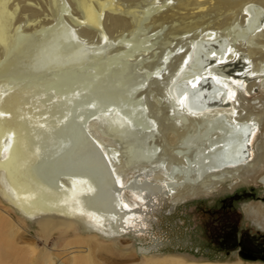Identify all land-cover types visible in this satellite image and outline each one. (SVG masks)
<instances>
[{
  "label": "bare ground",
  "instance_id": "1",
  "mask_svg": "<svg viewBox=\"0 0 264 264\" xmlns=\"http://www.w3.org/2000/svg\"><path fill=\"white\" fill-rule=\"evenodd\" d=\"M63 2L69 15L58 0H0V6L4 3L6 14L13 18L10 24L9 17L0 11V24L10 33L6 45H2L5 42L0 35V48H4L0 49L1 60L2 54L7 58L16 46L28 43L15 36L23 31L26 39L35 36L34 43L48 40L51 34H55L71 50L66 49L67 55L73 53L74 58L86 56L94 60L101 58L106 63L103 72L98 74L89 62L86 65L83 61L80 65H69L72 69L52 74L50 77L58 84L53 96H50V103L42 99L48 90L43 81L0 82V196L17 214L29 221H36L43 234L65 224L64 227H76L81 233L91 234L89 237L92 238L101 235L114 239L113 236L125 233L124 229L118 230V224L125 215L133 213L131 208L136 206L130 196H121V191L125 189L133 192L128 183L124 185L130 173L156 180L170 194H178L174 200L178 202L184 200L185 196H195L203 191L213 192L237 178L243 170L259 168L262 161H249L252 154L250 140L255 131H261L264 126V98L256 94L264 86V81L255 80L264 75V24L247 40L231 36L238 23L243 25L241 31H247L253 20L264 17V0ZM139 36L144 38L143 46L136 49L132 43ZM225 37L231 38L229 47L227 44L224 45L226 47L219 45L222 49L216 55L215 64L232 63L238 53H242L244 57L246 55L248 67L240 78L254 76L253 80L237 86L231 78L214 79L207 67L212 63L209 60L212 52H207L201 60L198 58L199 46H195V60H192L204 62L206 73L196 77L193 82L178 76L174 84L177 85L178 94L174 91V85L168 92L167 86L188 60L192 38L218 43ZM224 48L228 50L225 52ZM112 62L116 63L114 67L111 66ZM120 63L129 65L122 70ZM128 68H133L135 75L131 76L132 70ZM127 71L129 75H126ZM121 74L125 75L124 86L116 87L120 89L118 93L115 91L117 89H106L109 94L106 100L110 102L100 105L98 110H95L94 95L85 97L88 101L84 103L77 101L78 94L75 100L67 98V95L71 96V89L77 93L83 89L91 93L96 83L104 85L107 75ZM205 75L212 77L219 87L208 95H215L225 106L193 111L188 104L190 100L186 98L187 89L180 84V78L193 87L197 78ZM65 77L74 80L69 88L62 87L61 80ZM98 77L100 80H96ZM31 88L37 92L34 96V114H29L24 106L21 112L16 111L14 106L17 103L20 107L25 105ZM66 88L69 91L65 96ZM244 95L254 96L256 102L262 103L258 114L249 112V107H245ZM83 105L86 108L81 109ZM220 120L233 126L231 135L238 138L246 136L247 155L237 163L213 161V155H218L227 147L224 133L212 126ZM24 123L34 129L46 127V131L35 133V137L45 139L40 147L26 144L20 131ZM66 124L74 127L70 125L66 133H60L59 127ZM262 143H258V152L262 150ZM239 144L242 145V142ZM70 146L74 148L72 154L69 153ZM58 147L63 148L56 150ZM52 149L56 150L54 153L60 151L63 157L59 159L51 154ZM66 153L68 155L64 157ZM237 155H240V149L235 157ZM48 157L52 159L48 161ZM198 157L202 161L197 162ZM38 170L45 172L46 179L37 174ZM80 178L85 179L93 189L85 196L86 205L83 207L79 194L84 191L88 193L90 186L74 181ZM55 180L61 182L57 184ZM49 184L61 191L53 193L46 188ZM146 185L160 188L148 182ZM246 212L248 215L254 214L252 208ZM4 222L2 220V226ZM6 235L15 240L12 229ZM70 243L66 242L61 253H66ZM136 251L148 253V249L141 246L136 247ZM48 252L47 263L56 264L54 259H57L58 252ZM144 264L182 262L167 257Z\"/></svg>",
  "mask_w": 264,
  "mask_h": 264
},
{
  "label": "rangeland",
  "instance_id": "2",
  "mask_svg": "<svg viewBox=\"0 0 264 264\" xmlns=\"http://www.w3.org/2000/svg\"><path fill=\"white\" fill-rule=\"evenodd\" d=\"M58 1L61 7L63 8V10L66 11V14H68L69 10L67 9V7H65L66 5L63 2L64 0H58ZM0 8H1L0 11L4 12V14L8 16V14H6L7 10L5 9L4 3H1ZM8 17L10 19V24H12L13 18L12 17L10 18V15ZM60 22L63 25H65L64 21L61 18H60ZM252 23L253 26L252 25L250 26L251 30L249 28L247 31H241L243 25L238 23V28L236 27L231 38L234 37L237 38L238 40L239 39L247 40L251 38L260 30V28L264 24V17L261 18L259 17L258 19L253 20ZM0 28H1L0 29L1 39L4 40L5 42L3 43L1 41L2 45L3 44L6 45L7 36L8 34H10L9 30L3 29V24H0ZM24 35L25 33L22 31L21 33H17V35L15 36L17 38H20L21 39L20 41L25 40L28 43L16 46L14 51H12L11 54L7 56V58H5V56L2 54V60L0 58V82L2 81H17L18 83L28 82V81L30 82L38 81L41 83L45 82L48 90L46 91L47 93L45 94V96H42L43 97L42 99L43 100L46 99L48 101L46 103H50L51 101L50 96H53L54 91H56L55 86L58 84L57 80L53 82L52 78L50 77L52 74L54 73L57 74L62 70L72 69L73 67H70L69 65H74V64L80 65L82 61L86 65H88L87 63L89 62V65L96 70L95 73L97 74L103 72L104 70L106 63L100 60L101 58L94 60L93 58H86V56L82 58L80 57L74 58L73 57L74 55H72L73 53L71 54L68 53L67 55L66 49L68 51L71 50H69L68 47L65 46V44L57 36H55V34H51L48 40L45 41H43V39L38 41L36 40L37 43H34L35 36L32 35L33 37L29 36L28 39H26ZM11 38L12 35H10L9 39ZM225 38L227 40V47H229V42L231 38L230 39L227 37ZM143 39H144L143 36H139L132 43V46L136 49L142 48ZM198 41L199 39L197 40L196 39L193 40V38L191 39V44H192V45L190 44L191 50L194 49L193 47L197 46L196 42ZM218 48L222 49V46H219L218 44ZM0 49L4 50V48H0ZM198 49H199L198 58L201 59L202 57L203 58L206 57L205 54L207 52L202 51L204 50V48L202 49V47H198ZM227 50L228 48H226V50L224 48L225 52ZM5 55L7 54L5 53ZM194 55H195V51L193 52L192 55L191 54L188 55L187 61L192 59L195 60ZM212 55H213L212 53L209 54L210 57H212ZM245 57H244V63L246 68L248 67V63H247L248 61ZM93 62L95 64H93ZM120 64H119L121 67L120 69L122 70H124V68L127 69L129 65L128 64L125 66L123 65V63ZM113 65L115 66L116 63L112 62L111 66ZM125 73L126 75L127 74L129 75V71ZM133 74H134V70H132L131 76ZM177 75L175 74L174 78L172 79L173 81L169 83V85L167 86L169 93L172 86L176 83V79L178 77ZM124 76L125 75L123 74H121L120 76L107 75V78L104 80L105 81L104 85L99 86L98 83H96L91 93H89L88 90H84V89L80 90L77 93L71 89V96L69 95V97L67 95L68 94L67 92L69 91L67 90V88H69L74 83V80L71 81L69 78L65 77L64 79L62 78L61 80L63 84L62 87L63 88L67 87L63 95L65 96L67 95V98L69 100L70 99L75 100L74 98H76L75 96L76 94H78L77 101L81 103L86 102L87 99L85 97H88L89 95H91L92 97L94 95L96 97L95 110H98L99 109L98 107L100 105L108 104L107 102H110V100H106L108 99L107 95H109L106 89L107 90L111 89L112 91H114V89H117L116 87L122 86L121 84L126 82ZM195 78L191 79L190 82H193ZM250 79L253 80L254 76H247L245 78H240V79H232V81H234L237 84V86L239 85L243 86L247 84L250 81ZM257 79L264 81V75H261L259 78H255V80ZM96 80H100V78L98 77V79L96 78ZM116 83L118 84L116 85ZM119 90L120 89H117L115 91H117L118 93ZM36 94H37L36 90L34 88H31V93L28 94L29 99L27 100L26 103H24L25 105H21L20 107V105L17 103L16 106H14V109L16 111L21 112L22 106H24L28 108L29 114H34L35 112L34 96ZM42 94L43 93L41 91V95ZM256 94L259 95L258 96L259 98L261 97L264 98V86H262V88H260V90L257 91ZM103 95L104 98L102 97ZM243 100L245 107L246 108L249 107L248 108L249 112L256 114L259 113L260 109L262 108V103L259 104L258 101L256 102L254 96L244 95ZM83 106L80 108L81 109L86 108L85 105ZM27 108L25 109L27 110ZM24 124L23 126H21V129L20 128L19 129L25 138L24 140L26 144H29L30 147H37V146L40 147V145L43 144L45 139H40V137H35L36 136L35 133L40 131L42 132L43 130L46 131V127L45 128L38 127L34 129L29 125H26V123ZM70 125L66 124L65 126L66 128L64 126L59 127L58 129L60 130L59 132L66 133L67 130H69L71 127H74V125H71V127ZM262 127L263 128H261V131L260 129L258 131H255V133L253 134L250 140L252 154H251V160L249 162L255 163L257 160L262 161V164L259 166L258 169L243 170L238 174L237 178L229 180L227 184L222 185L221 187L217 188L215 191L213 192L203 191L197 193L195 196H185L184 200H181L182 202L174 201L177 198L178 194H170L171 197L169 198L167 197V194L163 192L165 189L161 188V191L164 194L160 196V202H159L160 204H158V206H155V204H153V206H155L154 207L155 210L149 213L148 215L143 216V218L139 217V221L137 223H134V221H132L130 226L127 225L128 228L124 229L125 233H121V235L113 236L114 239H110L107 237L105 238L102 237L101 235H94L95 238H92L89 237L91 236V234L81 233V231H79V229L76 227H64L65 224H61V227L59 228L58 227L53 228L51 230L52 232L50 231L48 234H43L40 231L39 224H37L36 221H29L21 217L19 214L16 213L15 209L9 204L8 206L7 203H5L2 197L0 196V219H1L0 220L1 221L0 264H48L47 259L50 255L48 251L50 252L53 251L55 253L58 252V254H56L57 259L56 258L54 259L56 260V264H144L145 262H149L152 260H163L164 258L167 257L175 258L180 262H182V264H233L238 262H242L244 264H264V261H259V260L251 261L240 257L237 254L236 249H229L230 251L227 252L226 249H217L214 247L203 245L201 243H198L197 241H194L193 240L194 234L189 232L191 225L189 223V220L180 215V209L183 210L184 207H187L189 205L199 204L210 208L216 207L218 201L220 199H223V197L230 196L232 193L235 192L247 191L249 189H252L254 197L248 201L246 205L248 207L245 208V212L248 208H252L254 214L253 215L247 214V216L245 215V218L252 222L254 221L255 224L257 225L263 226L261 228L264 229V220H263L264 184L261 185L257 182L258 179L260 180V178L264 176V144L262 143V135H264V132L262 133V131L264 130V126ZM259 142L262 143V150L260 152H258ZM59 148L61 151L63 147L62 148L58 147L56 150H58ZM56 150L52 149L50 151L51 154L52 153L55 154L56 157L59 159L62 158L63 155L60 154V151L58 153H54V151L56 152ZM237 151H239V149L236 150V153H238ZM73 152H74V148L73 146H70L69 153L72 154ZM222 152L223 151H219L218 156H216L215 158L219 157V155ZM67 155L68 153H66L64 157ZM50 159H52V157L51 158L48 157V161H50ZM200 160L201 157H198L197 162ZM132 175L133 173H130L128 177L130 178ZM84 180L80 178L74 181L78 183L83 182L88 186H90L89 183ZM58 181L59 180H55L54 182H57L58 184ZM54 182H47V183H54ZM60 182L61 181H59V183ZM46 188L52 191L53 193H59L61 191L59 188H54L50 184L46 186ZM89 188L90 189L88 193H85L84 191L82 194H79L81 199L80 203L82 207L86 205L84 201L85 196L89 194L91 190H93L91 189V186ZM129 196L128 197L131 198L132 200L138 201L137 207H140V209L144 210L145 196H142L135 192H131ZM134 196H139L141 200L137 199ZM172 200L174 203L172 202ZM153 201L158 202L159 199L155 197ZM144 217L146 218L145 220ZM2 220L5 221L3 223V226H2ZM245 223H249V222H245L242 219L241 228L243 227L242 225H244ZM11 229L15 232V237H14L15 240H11L6 235L8 231H10ZM141 229L144 230L146 233L144 234V236L139 237L137 236V234L139 232H143ZM112 240H116V242ZM68 241H71L70 243L71 245L68 247L66 253H61L63 251L62 250L63 246ZM139 246L145 248L151 247V249L148 250V253H138L136 251V247ZM30 248L32 250H29Z\"/></svg>",
  "mask_w": 264,
  "mask_h": 264
},
{
  "label": "flooded vegetation",
  "instance_id": "3",
  "mask_svg": "<svg viewBox=\"0 0 264 264\" xmlns=\"http://www.w3.org/2000/svg\"><path fill=\"white\" fill-rule=\"evenodd\" d=\"M146 182L157 184L160 188L148 186ZM127 183L129 187H132L133 192L145 196V208L143 210L137 207L138 201L134 200L136 206L131 208L133 213L125 215L118 224V226L120 225L118 227L120 231L128 228L127 225L130 226V222L134 221V223H137L139 217L143 218V216L153 212L155 210L154 207L160 204V196L164 194L163 192L167 194V197H171L170 193L158 184L156 180L140 174L137 176L135 174L132 175L126 180L124 185ZM161 188L165 190L162 192ZM124 194L129 196L131 192L125 189L121 191V196L123 197ZM134 197L141 200L139 196ZM155 197L159 199L158 202L153 201ZM253 197L252 189L239 191L220 199L216 207L210 208L199 204H192L184 207L183 210L180 209V215L189 220L191 224L189 232L194 234V241L209 247L226 249L227 252L230 251L229 249H236L237 254L244 259L264 261V229L261 228L263 226L257 225L254 221L252 222L245 218V215L247 216L245 208L248 207L246 205ZM242 219L249 223H245L241 228ZM142 231L137 236H144L146 232ZM147 249L150 250L151 247H147Z\"/></svg>",
  "mask_w": 264,
  "mask_h": 264
},
{
  "label": "water",
  "instance_id": "4",
  "mask_svg": "<svg viewBox=\"0 0 264 264\" xmlns=\"http://www.w3.org/2000/svg\"><path fill=\"white\" fill-rule=\"evenodd\" d=\"M219 45H226L227 44V40L226 39H221L218 40ZM197 47H203L204 51L206 52H212V57H209V60L212 61V63L207 66L209 68V72L210 75L214 76V77H218V78H223V77H227V78H231V79H238L240 78L245 69V63H244V55L242 53H238L236 59L234 62L232 63H223L221 65H216L215 64V58L217 57L216 55L219 54V48H218V44H216V41H198L196 42ZM196 47V48H197ZM194 48V47H193ZM194 50V49H193ZM193 50H191V55L193 54ZM209 62V61H208ZM206 64L204 62L198 61V62H193L192 60L187 61V63L184 65V67L182 68V70L178 73L177 76H180L182 79L186 78V79H194L195 77H198L201 75V73H206ZM180 78V84H182V86H184L185 89H187V93H186V98L189 99V107L191 108V110L193 111H202L204 109H208L211 107H224L225 104L220 103V101H218V99L215 98V95L210 96L208 95V93L210 91H214L216 90L218 87V85L214 82V80L212 79V77H210L209 75H205V76H201V78L199 79V83L203 80L202 84L200 86L196 87H189L188 83L185 82V80L181 81ZM244 78V77H242ZM177 86V85H176ZM175 85L174 87V91L176 90V93L178 94L179 90H177L178 88ZM172 87V88H173ZM181 92V91H180ZM212 95V93H211ZM191 102V103H190ZM213 127H215V129H219L220 131H222L224 133L223 139H225L226 142V148L224 149V151L219 155V157L215 158V160H213L214 162H219V163H226V162H233V163H237L240 160L244 159L247 155L246 152V145H245V139L246 136H239V138L237 137V135H231V130L233 131V126L226 124L223 120H220V122H214ZM236 138H238V140L236 141ZM188 141H186L187 143ZM242 142V145H238L239 143ZM185 143V144H186ZM238 145V146H237ZM240 149V155H236V150ZM238 152V151H237ZM216 155V154H215ZM213 155V157H216L218 155ZM37 174L42 178V179H46V175L45 172L42 170H38ZM94 176V175H92ZM259 184L263 185L264 184V178L262 179H258L257 181Z\"/></svg>",
  "mask_w": 264,
  "mask_h": 264
},
{
  "label": "snow or ice",
  "instance_id": "5",
  "mask_svg": "<svg viewBox=\"0 0 264 264\" xmlns=\"http://www.w3.org/2000/svg\"><path fill=\"white\" fill-rule=\"evenodd\" d=\"M213 55H215V54H213ZM214 79H215V77H214ZM198 83H199V78H197L196 82L193 83L192 86H193V87H196ZM231 95H234V93H232Z\"/></svg>",
  "mask_w": 264,
  "mask_h": 264
}]
</instances>
